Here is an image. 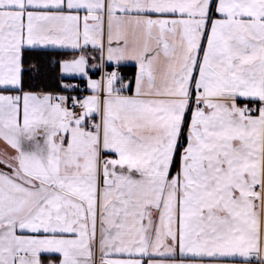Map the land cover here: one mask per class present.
I'll return each instance as SVG.
<instances>
[{
	"label": "snow or ice",
	"instance_id": "snow-or-ice-1",
	"mask_svg": "<svg viewBox=\"0 0 264 264\" xmlns=\"http://www.w3.org/2000/svg\"><path fill=\"white\" fill-rule=\"evenodd\" d=\"M0 264H264V0H0Z\"/></svg>",
	"mask_w": 264,
	"mask_h": 264
}]
</instances>
